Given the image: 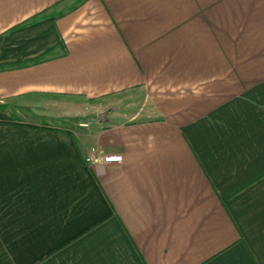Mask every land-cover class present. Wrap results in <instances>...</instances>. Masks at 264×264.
Wrapping results in <instances>:
<instances>
[{"label":"crops","instance_id":"crops-1","mask_svg":"<svg viewBox=\"0 0 264 264\" xmlns=\"http://www.w3.org/2000/svg\"><path fill=\"white\" fill-rule=\"evenodd\" d=\"M0 264H264V0H0Z\"/></svg>","mask_w":264,"mask_h":264},{"label":"rangeland","instance_id":"rangeland-1","mask_svg":"<svg viewBox=\"0 0 264 264\" xmlns=\"http://www.w3.org/2000/svg\"><path fill=\"white\" fill-rule=\"evenodd\" d=\"M69 105H65L61 111L57 109V105L53 108H42L43 111H46V115L53 114L54 112H61L62 113V120L61 123L64 125H68L71 127H76L78 129H90L92 126L95 127L96 124L99 122H103L104 116L107 114L108 108L113 106L115 108L116 113H125L127 111H133L134 107H139V105H132L129 110H124L123 107L116 106L117 103L114 105H109L106 103H102L101 101H93L89 102L80 98H70L68 100ZM8 107L11 108L13 113V118L22 119V118H29L32 117L34 111H29V109L20 108L19 106L15 105V103L8 104ZM35 113V112H34ZM37 113V112H36ZM39 113V112H38ZM37 115V114H36ZM35 116V115H34ZM42 119L45 117L41 116ZM49 116H47L48 118ZM33 118V117H32ZM34 118H37L36 116ZM86 124V128H82L81 125Z\"/></svg>","mask_w":264,"mask_h":264},{"label":"built area","instance_id":"built-area-1","mask_svg":"<svg viewBox=\"0 0 264 264\" xmlns=\"http://www.w3.org/2000/svg\"><path fill=\"white\" fill-rule=\"evenodd\" d=\"M81 127L86 128L87 125L84 124V125H81ZM121 160H122L121 156L105 155L100 149L96 147L90 148L85 158V162L90 165H93L95 163L120 164Z\"/></svg>","mask_w":264,"mask_h":264}]
</instances>
